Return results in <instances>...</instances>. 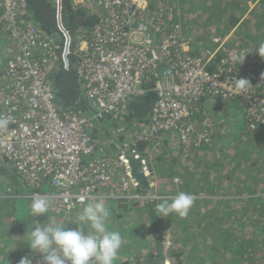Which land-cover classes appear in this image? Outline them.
Returning <instances> with one entry per match:
<instances>
[{
  "label": "built area",
  "instance_id": "obj_1",
  "mask_svg": "<svg viewBox=\"0 0 264 264\" xmlns=\"http://www.w3.org/2000/svg\"><path fill=\"white\" fill-rule=\"evenodd\" d=\"M73 3L89 6L99 16L89 32L77 37L75 75L89 109L76 112L58 103L48 77L59 65L57 36L41 33L24 20L23 0H0V28L15 47L3 66L0 60V118L9 121L0 128V158L12 165L28 197L46 196L51 209L65 213L95 199L114 169L94 129L107 119L121 126L129 101L147 89L156 97L146 131L134 142L173 136L195 146L203 132L197 130L196 115L218 96H234L251 113L264 114V94L255 92L261 86L255 70L231 59L242 52L225 50L221 63L210 70L214 54L224 49L223 41L213 38L211 50L194 53L191 39L174 20V7L160 0L155 5L148 0ZM150 75L152 83L146 88ZM239 78L251 83L247 93L238 94ZM127 146L123 138L118 158L129 171L132 157L147 175L145 158L133 149L126 151ZM42 179L49 181V190L41 187Z\"/></svg>",
  "mask_w": 264,
  "mask_h": 264
},
{
  "label": "rangeland",
  "instance_id": "obj_2",
  "mask_svg": "<svg viewBox=\"0 0 264 264\" xmlns=\"http://www.w3.org/2000/svg\"><path fill=\"white\" fill-rule=\"evenodd\" d=\"M157 1L148 0L154 5ZM162 1H166L168 5L173 3V0H160L164 3ZM201 1L175 0L180 23L182 25L185 22L183 28L187 29V32L183 34L192 41L191 49L199 48L196 36L204 37L202 45L206 50H211L213 48L212 39L218 38L223 41V47H229L232 50L239 48L242 54L249 51L245 55L243 65H249L256 71L257 69L264 70V57H260L255 49L264 44V0H235L246 2L247 8L243 16L245 19L241 25L233 26L226 31L225 29L218 30L216 24L223 11L222 13L214 11L218 15L213 13L212 22L205 24L206 16H203V12H209L205 10L204 5L199 7L198 4ZM217 1L225 8L226 1L233 2V0ZM209 3L207 1L206 7ZM223 24L220 28L226 27ZM254 25L261 26V31L258 36L248 40V36L253 34L247 28ZM205 26L209 28H204ZM0 37H2L0 42L2 59L0 60L3 66L5 61L14 54L15 47L7 34L1 33ZM256 75L258 76L255 78L256 83L261 86L255 92L259 93L258 89H260L264 94V89H262L264 73H256ZM233 97L215 99L202 106L201 111L196 115V124L198 132H203L199 134L195 146L192 143L181 144L175 137H166L158 142L151 141L147 147L145 146L146 154L141 152V156L145 158L148 171L146 175L148 187L145 188L150 190L149 193L138 188L139 182L135 179L131 182V168L128 171L125 163L118 158V147L121 146L123 138L129 144L126 151L130 152L133 149L140 153V150L133 144V138L138 137L142 130L146 131V122L122 121L121 126L114 122L118 126L115 133L121 138V142H117L113 136L109 137L107 134L99 133L97 136L99 146L106 149L107 157L111 159L114 170L106 186L97 193L93 200L106 199L118 205L120 215L114 222L121 229L124 243L116 260L130 259L133 264V259L145 260L147 254L151 251L155 252L156 245L158 247V244L153 241V238L157 236L160 237L159 254L161 253L158 259L162 258L163 264H238L236 257L243 258L239 248L243 238L263 236L261 228L264 222V167L261 164L264 165V132L254 144L252 139L248 143L250 136L245 140L243 133L248 131V128L253 130L258 126H263L264 114L259 111L251 113L248 105L245 108ZM1 100L0 94V105ZM96 130L101 132L99 126L94 129L95 133ZM250 146L253 148L252 155ZM238 152L245 154L248 158L245 166L247 171L244 169L242 172V168L236 166ZM179 154L183 157L176 160L175 157ZM1 160L7 171L14 170L9 162L0 158ZM185 164H191L192 167L187 169L184 167ZM250 168L251 172L248 171ZM18 181L21 182L19 175L15 179V182ZM8 182V179L0 176V199H5V202L9 203L5 206V211L2 214L0 212V247L5 246L0 248V264H11L4 257L7 242L14 244L18 239L30 241V232L33 227L39 225L36 215L30 212L29 206L33 198L28 197L29 191L22 188L21 191L15 192ZM41 187L49 190V181L42 179ZM178 191L188 192L196 197L189 215L186 218H180L176 214L160 217L157 213L159 223L152 226L144 204L155 203L156 207L163 200L171 201ZM133 203H137V206H131ZM109 206L112 209L111 202ZM82 207L83 205L74 210ZM126 208L130 209L129 213L125 212ZM71 213L73 210L65 213L57 208H49L46 217L52 218L53 223L74 226L75 219ZM112 214L116 215V213ZM124 228H129L130 231ZM229 231L233 234L232 238L236 237V239H231L235 243L230 244L234 245V249L226 251L223 248V252L222 249L217 248L216 244L221 242L220 237H228L226 232ZM138 240L139 246L136 244ZM259 249L264 250L262 241L260 246L247 249L246 255L256 256ZM38 254L36 261L39 260L40 263L42 256ZM242 264H249V262Z\"/></svg>",
  "mask_w": 264,
  "mask_h": 264
},
{
  "label": "trees",
  "instance_id": "obj_3",
  "mask_svg": "<svg viewBox=\"0 0 264 264\" xmlns=\"http://www.w3.org/2000/svg\"><path fill=\"white\" fill-rule=\"evenodd\" d=\"M209 1L210 3L206 7V3ZM164 2L165 5H168L166 1ZM24 3V13L22 16L24 20H30L32 21L36 27L39 29L41 33H44L46 35H56L58 38V50H57V55L59 58V65L58 69L52 72V75L49 74L48 77L49 79H52L54 89L56 91V99L58 103H61V105L66 109V110H73V111H87L89 108L87 106V103L83 97V94L81 92V89L79 88L80 84L77 80V77L75 75V68L74 65L76 64L77 61V54H76V47L78 43V36L82 32H89L94 25L98 22L99 16L96 15L95 13H91L89 10V6H85L81 3L75 4L73 3V0H23ZM246 2H240V1H226L225 5L226 8L223 6H220L219 2L217 0H202L199 5L201 7L202 5L205 6V10L208 11L209 13L203 12V16L205 18V24L212 22L211 15L216 14L214 11L221 12L223 11V14L219 19H217L216 24H217V29H225V31L233 26H239L245 19L243 16L245 15V9L247 8V5L245 4ZM175 0H173V3H169L168 6H172L175 8ZM223 9V10H222ZM175 17L174 20H179L178 15H177V10L175 8ZM193 15V14H192ZM218 15V14H216ZM208 16V17H207ZM194 17V16H193ZM192 17V18H193ZM249 19V18H248ZM250 20V19H249ZM251 21V20H250ZM225 24L226 27L220 28L221 24ZM185 22L182 24V28L184 27ZM223 24V25H224ZM204 28H209L208 26H205ZM248 31L250 30V33L253 35L248 36V40H252L255 36L259 35V32L261 31V26H251L247 28ZM184 33L187 32L186 28H183ZM190 31V30H189ZM206 36V35H205ZM196 41L199 43V48L196 50H193L194 53L198 55H202L204 51L206 50L205 46L202 45L203 36H196ZM207 37V36H206ZM207 39V38H206ZM248 42V41H247ZM243 44V43H242ZM228 50L227 47H224V49L219 50L217 53L214 54L212 60L210 61L209 69L212 70L216 68L217 64L221 63L222 58L224 57L226 51ZM238 53L239 48L237 49ZM42 52H38V56H40ZM253 57V55H250ZM257 73L263 74L264 70H259L257 69ZM148 81V86L146 88H149L153 77L150 75L146 78V81ZM2 85L0 86V88ZM264 89V87H262ZM156 94L153 90L147 89L143 93L139 94L136 96L134 99L130 100L128 103V108H127V113L124 116V122H130L132 120H138L139 122H147L148 121V116L151 111L152 105L155 101ZM219 96L216 98V100H221ZM207 103V102H206ZM201 111V110H200ZM199 111V112H200ZM210 111H212L210 109ZM213 112V111H212ZM246 125H248L246 123ZM99 127L101 129L100 131L96 130V133H94V136H98L99 133L107 134L109 137L113 136L115 140L118 142H121V138H119L118 134L116 135V129L118 126L112 122L111 120H105V121H99ZM259 127H261L259 129ZM264 125L263 126H258L255 129L251 130V128H248V131H244L243 133L244 138L250 136L248 139V143L251 142L254 144L257 138L261 136V134L264 132ZM254 133V134H252ZM252 134V135H251ZM247 140V138L245 139ZM149 144L145 140H138L134 142V146L138 150H140V153H145L146 148ZM249 146V145H248ZM251 147V146H250ZM249 149V148H248ZM141 153V154H142ZM251 155L253 154V148L251 147ZM238 155V156H237ZM236 157H238V160L236 161V166L239 168H242V172L244 169L247 171V168H245L246 163H247V156L245 154H240L238 152L236 154ZM4 162L1 160L0 161V176L3 178H6L9 180V184L15 192L21 191V189H25L22 185L21 182H15L16 177L18 174L15 172V170L10 169L7 171L3 167ZM255 165V164H253ZM263 167L264 165L261 164ZM185 168L189 169L192 167L191 164H185ZM249 172L252 171L250 168L248 170ZM138 188H140L142 191L149 193L150 190L146 189L143 185L140 183L138 184ZM104 201L107 203L109 206V203L111 202L112 209L110 208L111 211V216L109 218V228L111 230H116L119 231L121 234V229L118 226L116 222H114L118 216L120 215L118 205L115 202H112L110 200L104 199ZM9 203L5 199H0V212L1 214L3 211H5V206H7ZM128 205V204H127ZM131 206H137V203H133ZM145 209H147L148 213V218L149 222L153 226L155 223H159L157 214L155 213V203H145L144 204ZM82 210V208L78 210H73V213H71V216L76 219L77 215L79 212ZM151 211L154 213V216H151ZM125 212L129 213L130 209L126 208ZM112 213H116L112 214ZM47 212L43 215H36L37 223L39 225L35 226H41L44 224L48 223H53V219L46 217ZM121 218V217H120ZM75 221V220H74ZM33 227V228H35ZM85 230L87 231V226H85ZM124 230H127L128 232L130 231L129 228H124ZM237 231V230H236ZM261 231H263V236L262 237H255V238H250L249 236H245L243 240L241 241V244L239 248L241 249V253L243 255V258L240 256L236 257V260L238 264H242L246 261L249 262V264H255L256 262H259V264H264V250H257V255L252 256V254H247L246 251L247 249H251L253 247H257L262 244L264 246V222H263V227L261 228ZM228 237H220L221 242L216 244L217 248L219 250L222 249L224 252L223 248L226 251H233L234 245L231 246V243L233 242L231 239H236L235 236L232 238V233L226 232ZM126 235L128 233L126 232ZM136 236V232L134 233ZM133 236V235H132ZM132 236L130 240L132 241ZM135 238V237H133ZM160 237L153 238V241L158 244V247L156 245L155 252L151 251L147 254L145 260H142L141 258L138 259H133L134 264H138L139 262L143 264H163V260L158 259L160 258L161 253L159 254V248H160V243H159ZM8 246L5 248V254L4 257L7 258L8 262L11 264H19V260L24 257V256H29L32 260V264H43V260L41 257V262L39 263L36 259L39 257L38 252H33L28 244L29 241L27 240H21L18 239L14 242H7ZM137 246L140 245V242H136ZM5 246H2L0 248H4ZM237 254V253H236ZM238 255V254H237ZM250 257V258H248ZM133 261L130 259L127 260H115L114 264H133Z\"/></svg>",
  "mask_w": 264,
  "mask_h": 264
},
{
  "label": "clouds",
  "instance_id": "obj_4",
  "mask_svg": "<svg viewBox=\"0 0 264 264\" xmlns=\"http://www.w3.org/2000/svg\"><path fill=\"white\" fill-rule=\"evenodd\" d=\"M255 49L260 57H264V44ZM248 52L234 55L231 59L239 65ZM250 86L247 78L236 79L238 94L247 93ZM8 122L7 118H0V128L6 127ZM195 199L191 193L178 191L171 201L158 203L154 211L160 217L176 214L186 218ZM29 207L31 214L43 215L49 210L50 201L46 196L37 195ZM110 215V208L104 200L87 202L73 221L74 226L48 223L35 227L30 232L28 246L33 252L41 254L43 264H114L124 241L119 231L109 228ZM19 264H32V260L24 256Z\"/></svg>",
  "mask_w": 264,
  "mask_h": 264
},
{
  "label": "water",
  "instance_id": "obj_5",
  "mask_svg": "<svg viewBox=\"0 0 264 264\" xmlns=\"http://www.w3.org/2000/svg\"><path fill=\"white\" fill-rule=\"evenodd\" d=\"M129 158V166L131 168V175L144 187H148V181L146 179V175L139 170V162L134 160L132 157ZM151 216H153V212L151 211ZM157 238V236H155Z\"/></svg>",
  "mask_w": 264,
  "mask_h": 264
},
{
  "label": "crops",
  "instance_id": "obj_6",
  "mask_svg": "<svg viewBox=\"0 0 264 264\" xmlns=\"http://www.w3.org/2000/svg\"><path fill=\"white\" fill-rule=\"evenodd\" d=\"M192 3V2H191ZM1 33H3V34H7L4 30H2L1 28H0V34ZM1 39H2V37H0V42H1ZM0 59H2V57H0ZM79 88H80V86H79ZM81 89V88H80ZM82 92V91H81ZM61 104V103H60ZM0 109H1V105H0ZM173 137V136H172ZM183 157V155L182 154H179V156L178 157H175L176 158V160H179L180 158H182Z\"/></svg>",
  "mask_w": 264,
  "mask_h": 264
},
{
  "label": "bare ground",
  "instance_id": "obj_7",
  "mask_svg": "<svg viewBox=\"0 0 264 264\" xmlns=\"http://www.w3.org/2000/svg\"><path fill=\"white\" fill-rule=\"evenodd\" d=\"M228 50H231V48H230V49L228 48ZM255 72L257 73V71H256V70H255ZM190 143H191V142H190ZM181 144H182V143H181ZM183 144H185V143H183ZM101 155H102V154H101ZM119 161H120V160H119Z\"/></svg>",
  "mask_w": 264,
  "mask_h": 264
}]
</instances>
